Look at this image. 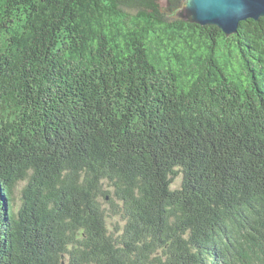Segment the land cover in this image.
<instances>
[{"label": "trees", "instance_id": "trees-1", "mask_svg": "<svg viewBox=\"0 0 264 264\" xmlns=\"http://www.w3.org/2000/svg\"><path fill=\"white\" fill-rule=\"evenodd\" d=\"M0 264H264V17L0 0Z\"/></svg>", "mask_w": 264, "mask_h": 264}, {"label": "water", "instance_id": "water-1", "mask_svg": "<svg viewBox=\"0 0 264 264\" xmlns=\"http://www.w3.org/2000/svg\"><path fill=\"white\" fill-rule=\"evenodd\" d=\"M175 10L177 18L214 25L229 36L240 21L264 17V0H178Z\"/></svg>", "mask_w": 264, "mask_h": 264}, {"label": "rangeland", "instance_id": "rangeland-1", "mask_svg": "<svg viewBox=\"0 0 264 264\" xmlns=\"http://www.w3.org/2000/svg\"><path fill=\"white\" fill-rule=\"evenodd\" d=\"M158 1V3L160 4V6H161V8L164 10V12L166 13V15L168 16V17H173V16H175V9H170L171 8V6L167 3V1L168 0H157ZM131 10H134L133 8H130V11ZM173 12V13H172ZM180 179H181V177L180 176H177L176 178H175V180H174V182H173V186L175 187V186H178L179 185V183H180Z\"/></svg>", "mask_w": 264, "mask_h": 264}, {"label": "flooded vegetation", "instance_id": "flooded-vegetation-1", "mask_svg": "<svg viewBox=\"0 0 264 264\" xmlns=\"http://www.w3.org/2000/svg\"><path fill=\"white\" fill-rule=\"evenodd\" d=\"M167 3L170 5V1H169V0L167 1ZM170 9H171V10H172V9H176V7H173V8L171 7ZM172 13H173V12H172Z\"/></svg>", "mask_w": 264, "mask_h": 264}]
</instances>
